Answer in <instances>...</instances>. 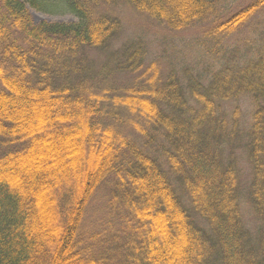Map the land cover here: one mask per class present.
<instances>
[{"label": "trees", "instance_id": "trees-1", "mask_svg": "<svg viewBox=\"0 0 264 264\" xmlns=\"http://www.w3.org/2000/svg\"><path fill=\"white\" fill-rule=\"evenodd\" d=\"M38 1L0 0V264H264V34L251 60L166 71L118 15L215 54L264 0H63L77 22L35 24Z\"/></svg>", "mask_w": 264, "mask_h": 264}, {"label": "rangeland", "instance_id": "rangeland-1", "mask_svg": "<svg viewBox=\"0 0 264 264\" xmlns=\"http://www.w3.org/2000/svg\"><path fill=\"white\" fill-rule=\"evenodd\" d=\"M252 0H221L220 8L224 11L234 10L248 4ZM39 8L43 11H37L28 5L33 22L40 23H74L77 22L76 17L65 11L63 0H39ZM118 15L123 22V33L121 39L123 41H142L146 44L151 59L161 58L164 63L163 67L167 71L170 65L178 68L179 71H190L191 73L201 74L210 65V59L213 55L222 54L225 49L233 51L232 57L238 60L240 57L246 58L248 61L254 58L255 54V39H258L259 34H264V12L256 18L248 28H245L241 33L236 35L226 48L219 49L213 54L211 44H206L202 34L198 31H188L185 33L175 34L169 31L165 26L148 18L144 15L135 14L130 9L120 7ZM47 12V13H46ZM226 13V12H224ZM92 60L99 63L105 59V56L93 54ZM243 119H245L247 127L250 123V112L253 110V104L245 98L241 102ZM229 111V106L227 107ZM242 163V161H241ZM244 168V165L242 164ZM245 172V170H244ZM102 196H97L90 207L89 216H92L96 211L101 216L104 215L101 209L105 206V201ZM246 219L252 227H256L257 223L252 215L247 204ZM93 222H95L93 220ZM92 223L88 215L85 219V224Z\"/></svg>", "mask_w": 264, "mask_h": 264}]
</instances>
